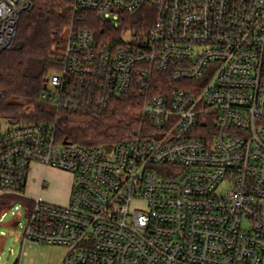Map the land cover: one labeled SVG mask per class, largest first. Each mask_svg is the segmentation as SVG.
<instances>
[{"label":"built area","instance_id":"obj_1","mask_svg":"<svg viewBox=\"0 0 264 264\" xmlns=\"http://www.w3.org/2000/svg\"><path fill=\"white\" fill-rule=\"evenodd\" d=\"M68 2L104 28H69L41 101L101 114L137 88L141 122L83 146L58 142L56 120H0V197L32 203L23 245L63 247L61 264H264V0ZM33 3L0 0V54ZM143 6L144 37L107 29ZM156 72L185 87L153 94ZM33 164L72 174L67 204L26 195Z\"/></svg>","mask_w":264,"mask_h":264},{"label":"trees","instance_id":"obj_2","mask_svg":"<svg viewBox=\"0 0 264 264\" xmlns=\"http://www.w3.org/2000/svg\"><path fill=\"white\" fill-rule=\"evenodd\" d=\"M122 18L117 29L107 27L110 33L121 38L130 32L142 38L155 21V9L143 6ZM72 25L88 27L95 33L104 28L91 12L74 14L68 0H34L33 6L21 14L13 46L0 54V120L37 123L56 120L58 142L66 140L83 146L117 144L140 126L144 97L137 88L115 99L101 114L62 112L57 116L40 99L45 80L57 65L59 54L54 47ZM154 80L153 94H167L185 87L165 73L156 72ZM11 200L13 197H0V216L3 206Z\"/></svg>","mask_w":264,"mask_h":264},{"label":"rangeland","instance_id":"obj_3","mask_svg":"<svg viewBox=\"0 0 264 264\" xmlns=\"http://www.w3.org/2000/svg\"><path fill=\"white\" fill-rule=\"evenodd\" d=\"M68 38L69 28L63 33L60 43L54 47L55 53H65ZM60 171L66 172L68 175H63ZM30 175L33 186L29 190L27 188L26 194L34 196L32 193H35L38 195L44 180V198L56 204L66 203L68 184L72 180L70 172L54 168L45 170L37 165V167L31 168ZM16 206H19L20 210L15 209ZM31 209V202L17 197H13V200L3 206L1 214H5V216L0 221V264H13L16 259H18V264H50V258L58 253L52 245H23V230ZM19 220L21 224L15 225Z\"/></svg>","mask_w":264,"mask_h":264},{"label":"crops","instance_id":"obj_4","mask_svg":"<svg viewBox=\"0 0 264 264\" xmlns=\"http://www.w3.org/2000/svg\"><path fill=\"white\" fill-rule=\"evenodd\" d=\"M37 165H39V164H33L32 165V167H37ZM40 167H43L45 170H47L48 169V167H44V166H42V165H39ZM31 167V168H32ZM30 172H31V170H30ZM61 172V174H63V175H68L66 172H63V171H60ZM33 184V181L31 180V175H30V173H29V177H28V181H27V185H26V191H27V188H28V190L30 189V188H32V185ZM44 180H43V182H42V184H41V189H40V191H39V193L38 194H43V189H44ZM71 189H72V180L69 182V184H68V195H67V201H66V203L65 204H67L68 202H69V198H70V194H71ZM33 191H34V189H33ZM35 192V191H34ZM28 197H30V198H32V197H35V196H37V195H35V193H32V195H34V196H30V195H28V194H26ZM61 205H64V204H61ZM54 248H55V251L56 252H58L57 254H54L51 258H50V261H49V263L50 264H61V260H62V258H63V256H64V254H65V252H66V250L63 248V247H59V246H53Z\"/></svg>","mask_w":264,"mask_h":264},{"label":"water","instance_id":"obj_5","mask_svg":"<svg viewBox=\"0 0 264 264\" xmlns=\"http://www.w3.org/2000/svg\"><path fill=\"white\" fill-rule=\"evenodd\" d=\"M157 138H160L161 137V135H157L156 136ZM68 143V141H64V144H67ZM17 223H15V225H16ZM17 262H18V259H16L15 261H14V263L13 264H17Z\"/></svg>","mask_w":264,"mask_h":264}]
</instances>
